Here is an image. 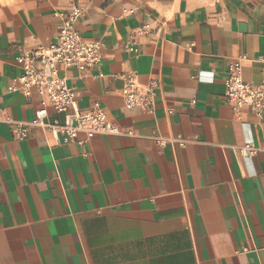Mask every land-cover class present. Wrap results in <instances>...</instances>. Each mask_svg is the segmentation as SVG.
I'll return each mask as SVG.
<instances>
[{"label":"crops","instance_id":"1","mask_svg":"<svg viewBox=\"0 0 264 264\" xmlns=\"http://www.w3.org/2000/svg\"><path fill=\"white\" fill-rule=\"evenodd\" d=\"M75 6L100 61L59 74L120 133L55 143L0 122V264H264V114L237 116L224 95L238 57L243 80L264 81V0H0L2 115L31 121L39 96L9 90L17 57L55 41ZM130 72L152 83L149 110L124 106Z\"/></svg>","mask_w":264,"mask_h":264},{"label":"built area","instance_id":"2","mask_svg":"<svg viewBox=\"0 0 264 264\" xmlns=\"http://www.w3.org/2000/svg\"><path fill=\"white\" fill-rule=\"evenodd\" d=\"M82 10L79 7L59 13L60 24L56 39L47 44H39L33 49L23 51L17 57L22 72L17 78V84L9 87L10 91H19L30 97L33 92L39 96L40 106L28 123L2 115L0 122L7 123L18 139L26 138L30 127H41L50 131L55 143H58V134L62 135V142L76 140L79 133L86 139L95 134H118L120 130L108 118L107 112L99 104L86 111H81L72 88L59 74L63 68H76L79 71H88L95 68L100 61V43L94 39H85L75 29V21ZM149 29L148 24H142L135 29V33L143 35ZM128 42V50H136L134 43ZM244 57H238L229 62L224 80L225 99L232 107L235 115H239L243 108H248L255 116L262 119L264 114V81L250 83L242 78L241 63ZM120 95L127 109L138 107L149 110L153 104V85L140 84L134 72L124 75ZM48 109L54 114H62L59 121L54 118L47 122ZM182 143V139H175ZM251 141H245L239 148L241 156L248 158L256 152Z\"/></svg>","mask_w":264,"mask_h":264}]
</instances>
